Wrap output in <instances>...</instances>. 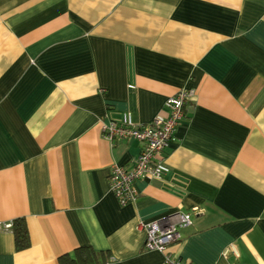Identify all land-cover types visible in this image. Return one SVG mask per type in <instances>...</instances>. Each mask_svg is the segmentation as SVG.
Listing matches in <instances>:
<instances>
[{"label": "crops", "instance_id": "0c3cea01", "mask_svg": "<svg viewBox=\"0 0 264 264\" xmlns=\"http://www.w3.org/2000/svg\"><path fill=\"white\" fill-rule=\"evenodd\" d=\"M192 91L162 180L112 193L103 122L167 116ZM192 212L167 248L189 264H264V0H0V264H162L141 226ZM25 218L31 245L3 224ZM228 250L227 255L224 252Z\"/></svg>", "mask_w": 264, "mask_h": 264}, {"label": "built area", "instance_id": "2783aa9c", "mask_svg": "<svg viewBox=\"0 0 264 264\" xmlns=\"http://www.w3.org/2000/svg\"><path fill=\"white\" fill-rule=\"evenodd\" d=\"M192 96V91L180 90L166 101L167 116L157 117L148 124L135 123L130 112L124 113L118 121L103 122V135L112 143L135 140L141 144V152L130 166L115 164L111 169L109 185L120 205L125 206L136 201L138 195L134 183L137 180H162L169 172L168 149L175 141L178 127L186 117L185 106ZM192 216V212H179L171 217L174 221L162 219L142 223L141 226L146 231L145 249L163 253L162 264H189L182 258L173 257L167 252V248L181 240L180 231L191 224ZM3 228L12 230L13 224H3ZM227 253L228 250L224 255Z\"/></svg>", "mask_w": 264, "mask_h": 264}, {"label": "trees", "instance_id": "16d2710c", "mask_svg": "<svg viewBox=\"0 0 264 264\" xmlns=\"http://www.w3.org/2000/svg\"><path fill=\"white\" fill-rule=\"evenodd\" d=\"M15 249L26 250L31 245L29 230L25 218H17L13 221ZM110 255L108 252L98 253L89 246L79 247L71 254H65L59 258V264H105Z\"/></svg>", "mask_w": 264, "mask_h": 264}]
</instances>
